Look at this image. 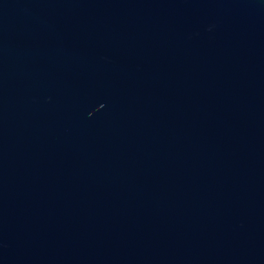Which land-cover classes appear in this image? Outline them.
<instances>
[{"label": "water", "instance_id": "95a60500", "mask_svg": "<svg viewBox=\"0 0 264 264\" xmlns=\"http://www.w3.org/2000/svg\"><path fill=\"white\" fill-rule=\"evenodd\" d=\"M0 264H264V0H0Z\"/></svg>", "mask_w": 264, "mask_h": 264}]
</instances>
